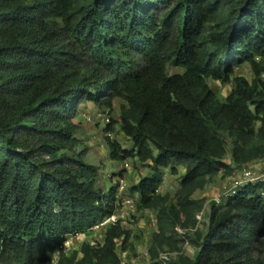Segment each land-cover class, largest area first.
<instances>
[{"label":"trees","instance_id":"16d2710c","mask_svg":"<svg viewBox=\"0 0 264 264\" xmlns=\"http://www.w3.org/2000/svg\"><path fill=\"white\" fill-rule=\"evenodd\" d=\"M247 64L253 80L235 77ZM182 70L169 75L168 68ZM208 80L231 84L220 101ZM132 144L107 137L109 158L145 164L131 189L136 211H152L151 260L176 250L175 230L194 228V195L231 161L264 159V0H0V264H121L131 232L117 219L101 244L64 251L69 236L111 217L115 189L95 186L98 170L67 152L73 122L88 102L110 115ZM258 124V126H257ZM69 160L72 165H67ZM180 178L174 196L158 193L162 170ZM264 180L231 190L214 207L195 259L174 264H264Z\"/></svg>","mask_w":264,"mask_h":264},{"label":"rangeland","instance_id":"374dc122","mask_svg":"<svg viewBox=\"0 0 264 264\" xmlns=\"http://www.w3.org/2000/svg\"><path fill=\"white\" fill-rule=\"evenodd\" d=\"M181 72L180 69L168 68L169 75ZM233 76L244 77L249 82L253 80L252 70L247 64L237 66L234 69ZM208 84L220 101H223L229 95L232 88L230 83L222 85L212 80H208ZM122 104L121 100H114L110 115L107 114L106 109H99L91 103L81 104L76 117L73 118V122L78 124L75 134L78 144L67 152V155L70 159L76 157L98 170L94 183L106 196L112 188L115 189L114 206L117 209L111 217L114 218V221L119 219L123 227L131 232L130 241L133 247L128 252H122L118 247L117 254L121 264H158L159 257L153 261L148 254L152 236L156 232L155 214L152 211L137 212L135 201H139V196L131 192L133 187L140 185L142 181L150 176V170L145 164L132 159L116 162L109 158L107 137L110 141L118 142L123 149H132V144L119 132L118 124L113 126L111 133L104 130L109 121H119L120 106ZM231 150V140H228L224 163L232 168L231 173L227 174L221 171L204 190L194 195V199L203 201L202 210L195 217V227L185 229L178 227L175 230L176 250L167 251L165 249V251L175 255L171 264H174L179 255L195 259L199 253V249L192 244L195 241V232L198 231L203 235L208 233L213 208L220 206L223 199L231 194V190L249 182L254 183L258 180H264V159L236 167L231 161ZM65 162L69 166L72 165L69 160ZM125 164L128 167H125ZM162 174L163 181L158 188V193L162 195L169 194L172 197L179 188V181L184 172L179 169L177 175H171L169 170H162ZM218 200L219 202H217ZM111 217L103 219L86 233L69 236L64 245V251L70 253L78 250L84 242L101 244L105 228L108 224L113 223ZM261 239L264 242V231L261 233ZM261 257H264V244H262ZM57 258V253L53 254L48 264H56Z\"/></svg>","mask_w":264,"mask_h":264},{"label":"built area","instance_id":"2783aa9c","mask_svg":"<svg viewBox=\"0 0 264 264\" xmlns=\"http://www.w3.org/2000/svg\"><path fill=\"white\" fill-rule=\"evenodd\" d=\"M106 122H108V121L106 120ZM125 167H128V165L125 164ZM247 175H249V173H247ZM217 202H219V200H218ZM110 219H111L113 222H115L113 217H111ZM174 256H175L174 254L169 253V252H167V251L162 252V253L160 254V256H159L158 264H171V263H172V260H173V258H174Z\"/></svg>","mask_w":264,"mask_h":264}]
</instances>
